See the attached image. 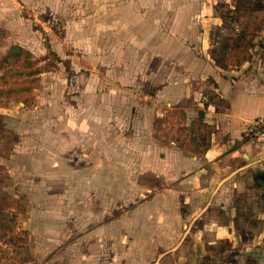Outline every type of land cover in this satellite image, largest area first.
I'll return each mask as SVG.
<instances>
[{"label":"rangeland","instance_id":"obj_1","mask_svg":"<svg viewBox=\"0 0 264 264\" xmlns=\"http://www.w3.org/2000/svg\"><path fill=\"white\" fill-rule=\"evenodd\" d=\"M103 1L0 0V264H151L183 243L174 154L202 153L211 131L178 110L158 118L149 79L120 80L145 66L105 48ZM247 1L224 6L211 37L216 54L234 36L218 63L240 77L264 52V0L252 17ZM12 46L35 74L3 61Z\"/></svg>","mask_w":264,"mask_h":264},{"label":"crops","instance_id":"obj_2","mask_svg":"<svg viewBox=\"0 0 264 264\" xmlns=\"http://www.w3.org/2000/svg\"><path fill=\"white\" fill-rule=\"evenodd\" d=\"M233 1H103L105 48L119 49L121 65L145 66L120 80L149 79L160 89L153 92L158 118L178 110L187 116L183 126L211 131L202 153L174 154L181 176L169 190L180 200L174 215L183 243L151 264H264V171L243 138L245 123L264 116V52L241 77L210 52L212 33L223 30L221 9ZM259 42L264 48V29ZM206 93L214 99L207 105L200 103Z\"/></svg>","mask_w":264,"mask_h":264},{"label":"trees","instance_id":"obj_3","mask_svg":"<svg viewBox=\"0 0 264 264\" xmlns=\"http://www.w3.org/2000/svg\"><path fill=\"white\" fill-rule=\"evenodd\" d=\"M247 2H248V4L246 5V8H243V10H245V12L248 14L249 17H252L256 12V7H255V9L254 8L252 9L250 7L252 0H248ZM233 9H234L233 10L234 12H238V13L240 11H242V9H240L238 7H234ZM222 17L224 18L223 15H222ZM226 27L228 28L227 24L225 25L224 30L227 29ZM211 40H212V38H211ZM235 46L236 45H235L234 36L233 35H224L221 38V42H220V46H219L218 51L216 52V54L214 52H212L211 58L215 61V63L217 65L220 66V64L218 63L219 59H218L217 53H219V54H221L222 52L223 53H230V51L233 50L232 47H235ZM212 47H214L213 43H212ZM10 59H18V60L21 59V60H23L24 71H23L22 75L27 74V73L35 74L36 71H33L35 68V62L32 59V53H30L28 50H26L20 46H12L8 49L7 54L4 57L3 61H9ZM27 90H30V87H27V88L22 87V89H21L22 92H25ZM0 96L2 97V91H0Z\"/></svg>","mask_w":264,"mask_h":264},{"label":"built area","instance_id":"obj_4","mask_svg":"<svg viewBox=\"0 0 264 264\" xmlns=\"http://www.w3.org/2000/svg\"><path fill=\"white\" fill-rule=\"evenodd\" d=\"M202 103L209 104V99L204 97ZM243 138L254 151V165L264 171V116L245 123Z\"/></svg>","mask_w":264,"mask_h":264},{"label":"water","instance_id":"obj_5","mask_svg":"<svg viewBox=\"0 0 264 264\" xmlns=\"http://www.w3.org/2000/svg\"><path fill=\"white\" fill-rule=\"evenodd\" d=\"M202 115V114H201Z\"/></svg>","mask_w":264,"mask_h":264}]
</instances>
